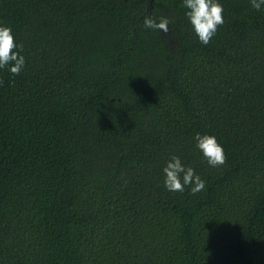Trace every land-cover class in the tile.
I'll list each match as a JSON object with an SVG mask.
<instances>
[{"label": "trees", "instance_id": "16d2710c", "mask_svg": "<svg viewBox=\"0 0 264 264\" xmlns=\"http://www.w3.org/2000/svg\"><path fill=\"white\" fill-rule=\"evenodd\" d=\"M217 2L204 45L182 0H0L25 58L0 70V264H264V5ZM172 155L203 191L164 188Z\"/></svg>", "mask_w": 264, "mask_h": 264}, {"label": "clouds", "instance_id": "9594fccd", "mask_svg": "<svg viewBox=\"0 0 264 264\" xmlns=\"http://www.w3.org/2000/svg\"><path fill=\"white\" fill-rule=\"evenodd\" d=\"M184 16L191 30L201 44H208L215 34L217 26L223 23L222 6L217 0H182ZM264 5V0H252V7L257 10ZM143 27L150 31L167 33L169 20L165 17L156 19L144 16ZM21 45L15 41L12 29L0 24V70L7 69L12 75H18L24 68L25 58L21 54ZM195 148L210 167L225 163L223 146L215 135L196 133L193 136ZM163 186L170 192H183L185 188L195 194L205 189V181L192 167L181 162L177 155H172L162 168Z\"/></svg>", "mask_w": 264, "mask_h": 264}]
</instances>
